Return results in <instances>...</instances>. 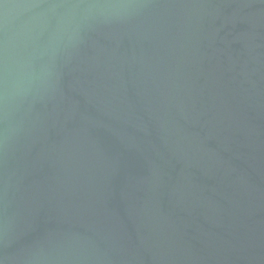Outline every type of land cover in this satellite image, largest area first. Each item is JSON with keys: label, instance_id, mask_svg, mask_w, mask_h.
Masks as SVG:
<instances>
[{"label": "water", "instance_id": "obj_1", "mask_svg": "<svg viewBox=\"0 0 264 264\" xmlns=\"http://www.w3.org/2000/svg\"><path fill=\"white\" fill-rule=\"evenodd\" d=\"M0 264H264V0H0Z\"/></svg>", "mask_w": 264, "mask_h": 264}]
</instances>
